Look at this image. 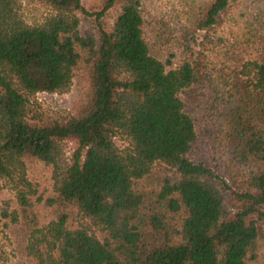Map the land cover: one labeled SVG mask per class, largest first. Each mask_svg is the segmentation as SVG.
<instances>
[{
  "label": "trees",
  "instance_id": "obj_1",
  "mask_svg": "<svg viewBox=\"0 0 264 264\" xmlns=\"http://www.w3.org/2000/svg\"><path fill=\"white\" fill-rule=\"evenodd\" d=\"M37 1L28 23L0 0V234L31 264H264V0H188L173 27Z\"/></svg>",
  "mask_w": 264,
  "mask_h": 264
},
{
  "label": "rangeland",
  "instance_id": "obj_2",
  "mask_svg": "<svg viewBox=\"0 0 264 264\" xmlns=\"http://www.w3.org/2000/svg\"><path fill=\"white\" fill-rule=\"evenodd\" d=\"M185 1L188 0H144L143 8L152 21L162 20L173 27L178 18L185 13L183 6ZM97 2L98 0H82L84 7L89 12L97 5ZM20 5L23 18L28 23L40 22L47 14V10L37 0H20ZM230 8H234V5L231 4ZM73 95L74 89L63 95L40 93L36 95V101L50 111H64L72 106ZM49 176V172L40 165L28 169V179L34 185L47 186ZM5 202L16 207L15 192L8 183L2 182L0 205L4 206ZM0 249L2 251V264H31L25 253L20 229L17 227L14 228L7 224L2 228Z\"/></svg>",
  "mask_w": 264,
  "mask_h": 264
}]
</instances>
